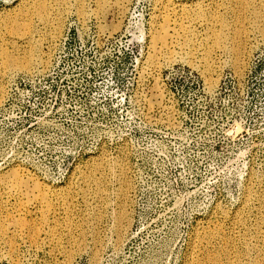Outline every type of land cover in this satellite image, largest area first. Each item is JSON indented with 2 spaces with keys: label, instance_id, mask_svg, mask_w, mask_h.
I'll use <instances>...</instances> for the list:
<instances>
[{
  "label": "rangeland",
  "instance_id": "rangeland-1",
  "mask_svg": "<svg viewBox=\"0 0 264 264\" xmlns=\"http://www.w3.org/2000/svg\"><path fill=\"white\" fill-rule=\"evenodd\" d=\"M44 1L55 37L37 0H0V50L30 53L13 20L39 49L0 56V174L23 178L0 181V264H264V0H170L193 41L171 62L163 0Z\"/></svg>",
  "mask_w": 264,
  "mask_h": 264
},
{
  "label": "bare ground",
  "instance_id": "bare-ground-1",
  "mask_svg": "<svg viewBox=\"0 0 264 264\" xmlns=\"http://www.w3.org/2000/svg\"><path fill=\"white\" fill-rule=\"evenodd\" d=\"M64 1V0H62ZM251 1V0H250ZM44 0H37V4H36V7H35V13L37 15V17L42 21V24H43V27H48V36L49 37H55V35L59 32L58 31V28H59V22H60V18L59 17H56V16H53L50 12H48V8L46 7V5L44 4ZM248 0H237L236 3L239 4L240 7H242V9L245 11V9L249 6L246 7V4H248ZM252 2V1H251ZM255 3V2H254ZM253 3V5H254ZM162 4L164 7L163 10H165V12H162V22L160 24V28H159V31L156 32L155 34H152V42L154 43H162V46L163 47H166V59L167 61H170V60H173V58H175L174 56L172 57V54H174L171 50H169L170 48H168L169 44L172 45V46H176L177 47H180L181 49H183V47H191L190 46V43L193 42L191 41L192 39L190 38L191 37V30L190 28L186 27V24L185 26L183 25V22H182V25H181V22L178 20V17L182 15V12L179 14L178 11L176 10L175 8V5L170 1V0H163L162 1ZM251 6H253L252 4H250ZM182 8V7H181ZM180 8V9H181ZM162 9V8H161ZM186 8H182V11L184 12ZM161 11V10H160ZM256 10H254L255 12ZM187 12V11H186ZM217 13V12H216ZM215 12H213V10L211 11V13H209L207 16L209 17V20L215 24H217L218 22H221L223 23V19L217 15ZM187 14L185 13L184 15L182 16H186ZM192 15V14H191ZM202 15L205 16V14L203 12H200L199 13V17H201ZM189 16V14L187 15ZM186 16V17H187ZM197 17V16H196ZM197 17V19L199 18ZM190 18V17H189ZM235 18L237 20L240 19V16L235 13ZM161 19V17H160ZM185 19V18H184ZM192 19V18H191ZM190 19V20H191ZM200 19V18H199ZM180 24H179V22ZM16 23V20H13L11 22V25L9 26V34L12 35V37H20L23 41L25 42H28L27 44L30 45V53L27 52V54L23 55V60L21 62H23L24 64L20 63V60H18L19 58L17 57H14L12 54L8 53L7 51H2L0 50V56L4 59V62H5V69L7 70H14V69H27L29 68V66L31 65L32 61L34 60L32 58L33 54H32V50L34 49V47L37 48V45H38V40L35 39V37L33 38V32H35V29H33L31 32H28V33H17V32H13L12 31V28L14 31H17L19 30V25L18 24H15ZM188 26V24H187ZM171 29L173 30L171 34H168V30ZM41 31V30H40ZM45 31V30H44ZM41 34V33H40ZM46 36V35H45ZM44 38V37H43ZM242 38V32H237L235 33L234 35V39L236 40V42L238 43L237 44V47L234 49V52L236 53V55H239L242 53V51L244 52V50L241 49V45H240V40ZM54 39V38H53ZM215 44L210 46L208 48V51L210 52L211 49H213L214 47H217L218 46V40L217 39H214L213 41ZM195 43V42H194ZM153 45V44H151ZM168 45V46H167ZM193 45V43H192ZM154 47V46H153ZM152 48V47H151ZM155 48V47H154ZM154 48H152L154 50ZM160 48V46L158 47ZM192 48V47H191ZM195 48V47H194ZM199 48V47H198ZM243 48V47H242ZM38 49V48H37ZM189 49V48H188ZM205 49V48H204ZM207 49V48H206ZM28 50V51H29ZM39 50V49H38ZM193 50V49H192ZM201 50V49H200ZM156 51H159V50H156ZM155 51V52H156ZM183 51V50H182ZM184 51H185V48H184ZM183 51V53H184ZM187 51V50H186ZM207 51V52H208ZM24 52V51H23ZM34 52V50H33ZM153 52V51H152ZM175 52V51H174ZM203 52V50H202ZM201 52V53H202ZM205 52V51H204ZM212 52V51H211ZM26 53V52H25ZM187 55H190L193 53H191V49H189L187 52ZM206 53V52H205ZM162 54V53H161ZM176 54V53H175ZM207 54V53H206ZM152 55V54H151ZM155 54L152 55V57H154ZM161 56V55H160ZM186 56V54H185ZM191 56V55H190ZM194 56V55H193ZM241 56V55H240ZM192 57V56H191ZM190 57V58H191ZM204 57V56H203ZM236 57V56H235ZM236 57V58H238ZM155 58V57H154ZM187 58V57H186ZM185 58V59H186ZM189 58V57H188ZM241 58V57H240ZM42 59L40 58L38 61H41ZM207 60V59H206ZM209 60V59H208ZM239 60V58L237 59ZM188 61V59H187ZM186 61V62H187ZM171 62V61H170ZM190 62V60L188 61ZM154 64V63H153ZM151 64V65H153ZM238 64H239V61H238ZM208 65V64H207ZM207 68L206 69H210V66H206ZM2 93V88L0 87V94ZM1 96V95H0ZM10 170V169H9ZM1 175V174H0ZM0 176V181L4 182V186H8V187H16L17 189L23 185V178L21 176V173L18 169H13L11 170L10 172H8V174ZM26 177V176H25ZM29 177V176H28ZM32 181V179H31ZM30 181V182H31ZM36 181V180H35ZM2 184V183H1ZM37 184V182H36ZM3 186V185H2ZM33 186V185H32ZM38 188V190H37ZM35 186L34 189H36L37 191H39V194H38V204H39V212L41 211V214H42V219L44 221H46V217H48V215L50 214V212L53 213V207L51 206V197L50 195H52L49 191V187H45V186H41L39 187V185ZM7 189V188H5ZM9 190V188H8ZM50 193V194H49ZM54 194V193H53ZM37 195V194H36ZM56 198V197H55ZM55 202H56V199H55ZM58 202V201H57ZM54 204V203H53ZM58 205V204H57ZM3 207V205H1ZM0 206V207H1ZM54 206V205H53ZM58 207V206H57ZM18 212V211H17ZM38 212V213H39ZM40 214V215H41ZM10 216V215H9ZM126 213L125 211H122L120 217L118 218L117 220V225L115 224L116 226V229H119V227L121 226L122 224V220L126 219ZM12 219V222H14V225L17 227V228H28L30 225H27L26 223H24V218H21L20 215L19 216H15V217H11ZM7 222V221H6ZM124 223V222H123ZM8 226L6 225L5 221L1 219V215H0V233L4 234L5 231L7 230ZM25 228V229H26ZM121 229V228H120ZM20 230V229H19ZM23 230V229H22ZM69 256V255H68ZM67 256V257H68ZM231 263V262H229Z\"/></svg>",
  "mask_w": 264,
  "mask_h": 264
}]
</instances>
